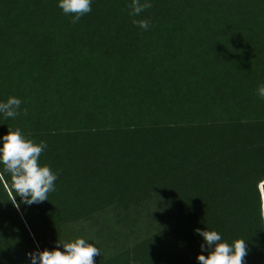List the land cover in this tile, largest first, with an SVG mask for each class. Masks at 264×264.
I'll use <instances>...</instances> for the list:
<instances>
[{
    "label": "trees",
    "instance_id": "trees-1",
    "mask_svg": "<svg viewBox=\"0 0 264 264\" xmlns=\"http://www.w3.org/2000/svg\"><path fill=\"white\" fill-rule=\"evenodd\" d=\"M131 2L92 0L72 24L59 0H0V102L22 101L0 146L18 128L58 175L17 209L4 174L0 264L76 238L95 264H199L197 228L264 264V0Z\"/></svg>",
    "mask_w": 264,
    "mask_h": 264
},
{
    "label": "clouds",
    "instance_id": "clouds-1",
    "mask_svg": "<svg viewBox=\"0 0 264 264\" xmlns=\"http://www.w3.org/2000/svg\"><path fill=\"white\" fill-rule=\"evenodd\" d=\"M92 0H59L58 7L65 15H72V24L80 21L81 17L91 11ZM130 15L138 16L140 13L152 7L150 0H132L129 5ZM133 25L147 31L150 28L149 20H133ZM257 95L264 99V84L257 89ZM22 101L16 97H9L6 102H0V113L5 118H16L20 115ZM27 115V109L23 110ZM47 144L41 141L39 144L26 139L20 129L15 131L9 129L2 137L0 146V165L3 171L0 172V181L5 180V173L10 177L11 183H5V188L14 195L11 197L12 204L19 209L16 196L27 205L39 204L48 200V194L55 191V181L58 179L49 166H41L40 156L46 149ZM261 200L264 201V181L261 182ZM202 238L204 243L200 245L202 252L196 259L199 264H245L248 255L247 243L243 239H237L231 244L222 242L221 235L216 231L194 230ZM207 245V247H205ZM63 248V251L60 248ZM31 264H95L94 258L101 256L99 248L84 238H76L71 242L57 241V248L45 249L27 254Z\"/></svg>",
    "mask_w": 264,
    "mask_h": 264
},
{
    "label": "water",
    "instance_id": "water-1",
    "mask_svg": "<svg viewBox=\"0 0 264 264\" xmlns=\"http://www.w3.org/2000/svg\"><path fill=\"white\" fill-rule=\"evenodd\" d=\"M260 189H261V185H260ZM263 216H264V201H263Z\"/></svg>",
    "mask_w": 264,
    "mask_h": 264
}]
</instances>
